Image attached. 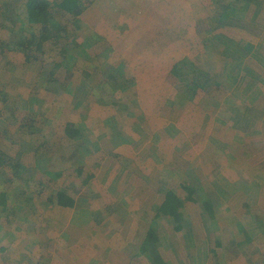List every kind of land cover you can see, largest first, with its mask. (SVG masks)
Listing matches in <instances>:
<instances>
[{"label":"crops","instance_id":"obj_1","mask_svg":"<svg viewBox=\"0 0 264 264\" xmlns=\"http://www.w3.org/2000/svg\"><path fill=\"white\" fill-rule=\"evenodd\" d=\"M4 1L0 4V54H24L20 48L33 47L27 33L36 38L34 30L24 25L25 13L16 17L19 21L13 26L10 15L17 14L18 7L22 10L26 0ZM77 5L80 12L70 16V23L73 32L82 34L80 38L90 43L86 48L90 52L84 63L71 64L75 69L70 80L72 95L76 87L85 86V90L91 89L80 92L79 99L111 104L109 108L89 107L86 125L80 122L82 119L79 121L81 136L91 150L82 179H87L85 186L93 184L97 190L84 192L83 181L78 180L67 221L60 209L49 203L42 205L40 214L28 215L26 222L18 217L10 221L18 235L11 252L0 243V254H8V258L0 255V264H52L54 259L56 264H79L81 261L72 259V254L81 246L92 244L90 236L96 229L101 228L108 238L110 223L128 231L136 224L137 234L144 229L139 242L126 231L121 240L110 246L119 264H158L150 255H139L151 221L149 212L153 201L163 199L169 190L185 199L188 194L180 183L196 190V203L185 201L187 207L177 209L187 222L163 227L164 237L169 238H161L164 264H217L220 249L221 259L229 263L254 264L255 256L258 264H264V247L260 246L264 242V132L261 137L254 136V142L245 143L255 153L248 154L255 162L248 171L241 170L243 178L225 176L215 168L219 162H210L229 148L235 151L240 138L247 140L250 132L252 135L258 128L264 129L260 62L253 66L248 57V63H241L240 49L241 40L250 41L253 46L257 38L264 36V0H78ZM7 7L12 11H7ZM49 20L46 15L43 24ZM41 35L40 32L37 36ZM228 35L243 37L234 41ZM2 38L8 41L2 43ZM208 39L231 45V50L238 47L240 50L232 53V63H225V54L220 55L217 48L204 47L203 42ZM40 42L35 40L36 49ZM186 59L191 66H181ZM102 66L110 73L107 80L114 85L113 96L102 95L90 79ZM8 86L12 84L0 87V102L10 100L3 92L9 91ZM55 95L50 98L53 107L55 98L61 96ZM58 108L69 112L63 103ZM246 118L248 123L240 126ZM48 124L50 121L45 128ZM225 126L227 130L223 131ZM47 135L44 132L43 139ZM212 167L216 171L212 172ZM11 185L5 189L7 193L19 190L17 185ZM97 196H102V206ZM151 197L153 201L147 206L145 201ZM253 198L259 203L248 211L243 203ZM254 211L262 217L254 219L257 227L253 236L252 226L248 225L249 214L254 215ZM191 212L196 218L189 220ZM229 212L232 213L227 217ZM135 214L141 215L140 224ZM94 215L103 218H93ZM176 227L183 232L182 239L175 234ZM190 231L196 235L184 241ZM203 243L209 244L207 251L202 249ZM181 244L184 248L179 251ZM128 250L132 251L130 256ZM80 253L87 264L95 258L90 253Z\"/></svg>","mask_w":264,"mask_h":264},{"label":"trees","instance_id":"obj_2","mask_svg":"<svg viewBox=\"0 0 264 264\" xmlns=\"http://www.w3.org/2000/svg\"><path fill=\"white\" fill-rule=\"evenodd\" d=\"M77 4L78 0H26L24 11L22 12V15L25 13L26 16L24 25L34 30L32 33L35 37L40 34L42 25L46 20V15L62 24L63 19L61 13L65 12L70 15L79 13L80 11H78L79 7ZM28 43L33 45L35 43V38ZM66 43L67 41L64 40L63 37L57 36L50 40L40 42L37 45L38 49L36 51L28 46L27 56L30 59L33 55L34 58L36 57V60L41 63V67L37 73L44 74L45 80L37 90L38 98H35V101L38 108L28 111L18 107L14 115L16 118L22 119L20 120L21 123H19L20 126L18 130L20 128H26L24 133L28 131V135L25 137L24 142L31 144V146L19 145L18 149L15 151L9 141L0 138V178L5 185L4 190L7 188L8 184H15L19 188V190L10 193H7V191L0 192V228L4 222H12L13 219H17L20 207L12 198H17V195L22 193H28L29 189L37 195H45V199H47L48 202L52 205H56L57 208L60 209V214L65 221H67L74 206V192L75 194L77 192L75 187H79L78 180H81L83 177L86 156L91 152L90 147L81 136L82 124L72 119L66 122L64 120L66 115H64L56 124V130L53 136H51L52 143L49 144L46 141L47 138L43 139L42 137L45 132L46 123L49 121L44 117L46 115L45 112L38 110L40 108V103H42V99L47 98L48 94L54 95L57 92H61L60 90L62 88H64L65 91L69 90L67 92V97L71 99L72 82L68 74L72 76L73 72H69L63 65L68 54V49L65 47H56ZM38 53L42 55V58H39ZM180 64H183L181 66H191L189 59L182 61ZM79 88L82 89V92H88L91 89L86 88L85 90V86ZM4 93L6 94V92ZM29 93L30 91L23 86L18 91V94H22L23 96H27ZM53 102V99L48 100L45 103V107H53ZM83 103L84 99H79V97L73 99V106L75 109H78ZM82 106H87L88 108L87 104ZM97 106L109 108L111 104L108 106V104L99 101ZM55 107H53V109H55ZM65 112L61 108H58L55 110L53 117L58 121ZM12 141V143L15 142L13 139ZM45 152L51 153L50 160L43 156ZM54 154H56L57 157ZM48 160L50 163L46 164ZM54 163H59V168H57ZM55 167L56 169L54 170ZM48 176L49 179L46 181L45 178ZM82 181V185L85 186L87 179L83 178ZM52 182L54 185H51ZM180 187L182 191L188 194L185 199L179 196L177 191L169 190L163 199L156 198V200L153 201L151 197L145 201L147 206L153 201V206H151V212H149L152 213L151 221L148 222L149 224L147 223L148 227L140 246L139 255H150L158 264H164L162 259L163 255L160 253V251L163 250V241L161 238L165 240L166 238L169 239L168 237H164L163 234L165 230L163 227L178 221L182 223L187 222V218L182 213L177 212V209L182 206L186 208L185 201L187 203H191L192 201L196 203L193 196L196 190L191 189L185 183H180ZM12 194L13 197H10ZM29 198L33 199V197ZM159 199L160 201H158ZM154 207L155 210H153ZM4 212L7 213L6 216H3ZM194 215H196L195 212H191L188 219H193V217L196 218ZM96 217L98 219L103 218V216L98 215H94L93 218ZM178 225L180 224L178 223ZM192 229H194L193 225Z\"/></svg>","mask_w":264,"mask_h":264},{"label":"rangeland","instance_id":"obj_3","mask_svg":"<svg viewBox=\"0 0 264 264\" xmlns=\"http://www.w3.org/2000/svg\"><path fill=\"white\" fill-rule=\"evenodd\" d=\"M4 2H6V1L0 0V4H2ZM17 2L20 3V0H17ZM6 9H7V11H10V10L12 11V8L10 9L9 7H7ZM23 10H24V7L22 10H21V8L18 7L17 14H14L13 16L10 15V18L12 19L10 26L17 24V22L19 20L16 17L17 16H19V17L23 16L21 13ZM70 16L71 15L68 13H65V12L61 13V17L63 19V27H62V25L60 26V23L57 20H55V19L53 20L50 18V20L48 22H46L45 25L44 24L42 25V31H41L42 35L36 36L35 40L36 41L50 40L53 37L58 36V37H63L64 40L67 41L66 44H62L61 46H56V47L57 48L58 47H65L68 49V54H67L68 59L65 60V63H67V64H64V65L67 67V69L69 66V69H68L69 72L72 73V71H73L72 76H70L68 74V77H70V79H72L75 69H72L71 64H73L74 62H78V61L80 63H84V61H87V58L89 56L90 51H88L86 48L88 47L87 45L90 43L87 42V40L84 37L80 38V36H82V34H78L75 31L73 32L72 24L70 23V21H71ZM233 24L239 25L238 22H236V23L234 22ZM241 27H244V26H241ZM226 28L229 29L231 27H226ZM202 29H203V26L201 24L200 25V31ZM234 37L235 36H233V35L227 36V38H229L230 40H234V41L237 40L238 38H242L243 36L238 37V38H234ZM30 39H33V38L31 37V35L28 32L27 33V40H30ZM3 41H8V40L7 39L3 40V38H2V43H3ZM9 41H10V39H9ZM214 41L211 39L205 40L203 42V46L206 48H209V49L217 48L220 52V55L225 54V55H222L225 63H227V62L232 63V61L230 60L233 56L232 53L235 54V52L242 49V51H241V63L242 62L248 63V61H250L247 59L248 57L251 58L252 61L250 63H252L253 66H256V64H257L256 61H259L260 62L259 70H261L260 75H262V79L264 80V36L257 38L256 41L253 42V43H255L253 46L250 44V41L241 40L240 49L238 47L234 46L235 47L234 50H231V47H233L231 45L224 44V43L219 42L217 40H214ZM35 46H36V43L33 44L32 48L35 49V51H36L37 49ZM28 48L29 47H26L24 49L23 46H22V48H20L22 51H24V54H5V55L0 54V58H1V60H0V87L5 83L12 84V86H8L9 91H7L6 89H3L4 90L3 92H6V94L9 95L10 100L7 102H0V108H2L1 109L2 114H0V138L4 139L5 141H9L10 144H12L13 150H15V151L18 149L19 145H26V146L28 145L27 142H24L25 137L28 135V131L26 133H24L26 128L25 129L20 128L18 130V128L20 126L19 123H21L20 120H22V119L16 118L14 116L16 113V108L20 107V108L26 109L28 111L37 109L38 106H37V103L35 101V98H38L37 90L39 89V86L43 84V82L45 80L44 74H38L37 73V71L41 67L40 66L41 63H39L36 60L37 58L36 57L34 58L33 55L30 59L28 58V56H27V49ZM253 48H254V50L252 51ZM90 55H92V53ZM38 56H39V58H42V55H39V53H38ZM78 57L80 58V60H78ZM219 67H220L219 74H222L223 73L222 67L221 66H219ZM187 71L188 70H186V73H187ZM93 73H94V75L91 76L90 79L92 80L95 88L98 91H100L102 95L106 94V96H108L109 94H111L113 96L114 95V93H113L114 85H112L111 81L107 80L110 73L105 70V67L102 66L101 69L98 68ZM223 82H225V81H223ZM22 86L26 87L28 89V91H30V93L28 96L21 98L20 95H18L17 89L22 88ZM261 87L264 90V83L262 86H260V88ZM60 91L61 92L56 93V95H61V96H58L55 98V101H56L55 106H56V108H58V106H60L61 103L65 104L67 106V111H69L68 113L62 114L61 117L59 118V120L58 121L56 120V122H55V118L53 117L55 110L52 108H49V107H45V103L48 101V99L53 98V94L52 95L48 94L47 98L42 99V101H41L42 103H40V108L38 109L39 111L45 112L46 115L44 117L48 121H50V123H51V124H48V128H45V132L48 134L46 141L49 144L52 143L51 136H53V134L56 130V124L61 120V118L64 115H66V118H64V120L66 122L68 120H71V119L76 120V121H80V119H82V121H80V122H82V124L86 125L84 122V119L86 117L85 114L88 112L87 110L89 109V107H91V108L95 107V105H97V103H98V102H94V101L91 102V101L87 100V101H84V103L81 104L78 109H75L73 106V99H76L80 96L79 93L82 92V89L79 87H76V90H75L76 92L71 96V99H69L67 97V92L69 90L65 91L64 88H62ZM64 92H66V93H64ZM68 95H70V94H68ZM11 98H13V99H11ZM101 99H104V98H101ZM86 104L88 105V108H87V106H82V105H86ZM245 123H248L247 118L242 120V122H240V126H242ZM226 130H227V126L224 127L223 131H226ZM248 131L249 130H247V132ZM263 132H264V129H260V128H258L257 131L254 130L252 132V135L250 132V137H246L247 140H245L244 138L239 139V142L236 144V147H235L236 150L235 151H233V149L229 148V149H227V152H225L224 154H219V155L217 154L216 159H212L210 162L215 161V164H216V162H219L218 165L214 164L215 168L218 170H221V172H223L225 176L232 175V177L243 178V177H241V175H242L241 170L245 169L248 171V168H250L251 165H253L255 162V159L253 158V156L248 155L250 152L251 153H254V152L250 151V149H247L248 145H246L245 143H248L249 141L254 142V138L257 136L261 137ZM37 135H41V134H37ZM12 139L15 141L14 143H12L13 142ZM212 155H215V154H212ZM43 156H47V157L50 156L51 157V153L45 152ZM191 161L193 163L195 161V159L191 160ZM54 164L56 165L57 168H59L56 163H54ZM56 167L54 168V170L56 169ZM215 168L212 167L211 171L212 172L216 171ZM48 179H49V176L45 178L46 181ZM2 182L3 181L0 178V192L1 191L5 192L6 191V190H4L5 185ZM51 185H54V183L52 182ZM8 186H9V184H8ZM12 186H14V185L12 184L11 187ZM194 186L195 185L193 184V187ZM84 189H85L84 192H87L89 189H91L94 193H96V190H97L93 186V184L88 185V186H84ZM36 195L37 194H35L31 191H28V193H25V194L22 193V194L17 195V198H14V199L12 198V200L16 204H18L20 207L19 211H18V218H21L22 220H25V222H26L28 220L27 219L28 215L32 214V216H35V213L40 214L39 209L42 208V205L46 206L47 203H49L48 204L49 206L52 205L50 202L47 201V199L41 198L40 195H37V196ZM10 197H13V194ZM29 197H33V199H30ZM37 197H39V198H37ZM97 197L100 198L99 200H100V204L102 206L103 205L102 196H97ZM97 203H98V200H97ZM104 203H106V201H104ZM258 203H259V201L256 200L255 198H253L252 200H250V202H248V201H246V203L244 202L243 205H245V207H249L248 211H250L252 209L251 207H253V209H254L255 205H257ZM192 205L194 206L193 203H192ZM129 206H130V204H129ZM141 209L142 208H140L139 210H141ZM251 212H249V213H251ZM231 213L232 212H229L227 214V217H229ZM254 213H255V211H254ZM6 215H7V213L4 212L3 216H6ZM144 215H146V213H144ZM249 216L251 217V222L248 226H250V225L252 226L251 229H253V231L251 232V234L254 236V234H255L254 229L257 227L256 223H254V219H256L258 217H262V216H259L258 213H255L254 215L249 214ZM135 217H136V220L138 222L137 224H140L139 219H140L141 215L135 214ZM33 221H35V220H33ZM136 226L137 225L134 224L133 229H129V231H128V230H123L121 225L117 226L115 223H113V224L110 223L108 227L112 228V231L110 233L111 235L108 238L105 237L106 233L103 232V230L101 228L98 230L97 229L94 230L90 236V238L92 240V244L81 246L80 249L76 250V252L72 254V259L80 260L81 262H79V264H87V262H84L82 259L83 255L80 253V250H81L85 254L90 253L91 257H95L89 264H119L120 262H118V260H116L117 256L114 255V248L113 247L111 248L110 246L113 245L117 240H121L123 237V234L126 231L130 232L132 240L139 242L140 241L139 237H141V235L143 234L144 229H142L140 231V232H142V234H140V233L137 234L136 230H135ZM176 229L178 231H175V234L177 235L178 238L182 239L181 233H183V232L182 231L179 232L180 228H178V227H176ZM165 233L166 232L164 231V234H163L164 236H166ZM16 234L17 233L13 227V224H10V221H7L6 223L4 222V224L0 228V243L2 246L6 244L5 245L6 249L9 250L10 252L12 251V243L16 239ZM192 235L195 236L196 233H192L191 231L189 233H187V236L185 235V237H184V241H188L192 237ZM31 237H32V234H31ZM33 237H38V236H33ZM199 237L200 236L197 234V236H196L197 241L200 240ZM225 239H229V237L226 236ZM181 242H183V241L181 240ZM203 245H204V243L202 244V247H203L202 249L207 251L208 250L207 245H209V244H207L206 246L205 245L203 246ZM262 245H264V242H262L260 245L263 248L264 246H262ZM183 248L184 247H182V244H181L179 251H181ZM47 252L48 251L45 250L44 253L47 254ZM127 253L130 256V254H132V251L128 250ZM218 253H220L221 257H223V251L221 249L218 250ZM0 255H2L1 257H3V258L4 257L8 258V254L7 255L0 254ZM111 257H113V258H111ZM221 257L218 260L217 264H235L236 263V262L229 263L225 259H223V258L221 259ZM253 257H254L253 261L255 262L254 264H258L257 259H255V256H253ZM237 262L238 263H236V264H244L241 261L240 262L237 261ZM21 264H29V262L27 263L26 261H23V262H21ZM52 264H56L55 259L53 260ZM75 264H76V261H75Z\"/></svg>","mask_w":264,"mask_h":264}]
</instances>
